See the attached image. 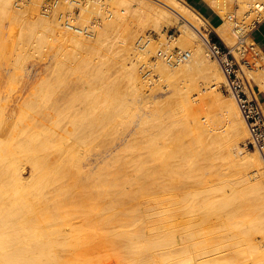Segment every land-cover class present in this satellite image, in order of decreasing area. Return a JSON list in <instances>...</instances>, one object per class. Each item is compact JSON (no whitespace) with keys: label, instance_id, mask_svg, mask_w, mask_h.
<instances>
[{"label":"bare ground","instance_id":"6f19581e","mask_svg":"<svg viewBox=\"0 0 264 264\" xmlns=\"http://www.w3.org/2000/svg\"><path fill=\"white\" fill-rule=\"evenodd\" d=\"M206 1L220 24L186 0H55L48 11L42 0H0V264H264V158L247 147L237 91L201 32L238 56L233 0ZM92 15L102 20L88 24ZM162 18L182 22L179 37L167 38ZM49 45L64 58L27 77L11 107L28 57ZM175 45L189 57L158 58L157 79L142 71L148 52ZM244 71L264 91V67ZM198 75L210 84L199 104L189 91ZM161 78L166 95L146 93ZM188 182L206 185L184 191Z\"/></svg>","mask_w":264,"mask_h":264},{"label":"built area","instance_id":"2783aa9c","mask_svg":"<svg viewBox=\"0 0 264 264\" xmlns=\"http://www.w3.org/2000/svg\"><path fill=\"white\" fill-rule=\"evenodd\" d=\"M55 1L46 5L47 10ZM250 11L247 22L239 19L235 13H229L236 32V56L231 47L227 46L222 39H208L209 52L220 60V64L226 70L231 79L233 88L237 91L241 109L249 123L252 136L247 147L258 149L264 158V106L258 94L252 88L250 78L245 73L258 66L264 65V52L257 42L252 38V31L257 24L264 21V0H250ZM240 6V3H236ZM249 21V22H248ZM163 59L171 63H177L180 59H187L189 53L175 50L174 52H159Z\"/></svg>","mask_w":264,"mask_h":264},{"label":"rangeland","instance_id":"374dc122","mask_svg":"<svg viewBox=\"0 0 264 264\" xmlns=\"http://www.w3.org/2000/svg\"><path fill=\"white\" fill-rule=\"evenodd\" d=\"M53 1H55V0H42V4L43 5H41V7H42V10H44L45 9V5H48L50 2H53ZM84 3L87 1V0H82ZM243 1H245V0H233V3H232V7L231 8H229L227 11H226V16L229 14V13H235L237 16H238V18L239 19H244V21L245 22H247L246 20H248L249 19V17H247V14L246 13H242V11H241V8H240V6H238L236 3H241V2H243ZM250 1V0H249ZM50 8H52V5H50L49 6V8L47 9V10H44V11H48ZM76 12H77V14L78 13H80L81 12V10L77 7L76 9ZM215 10V9H214ZM217 12V11H216ZM107 13H109L110 14V11L109 10H107ZM219 14V13H218ZM244 14V15H243ZM220 15V14H219ZM88 17H89V15H87ZM88 17H86V18H88ZM220 18H221V20L219 21L220 23L222 22V17H221V15H220ZM102 20V18H100V16H95V15H92V16H90V21L88 20L87 21V19H85L84 17H82V18H80V19H77V21H79L78 22V24H79V26H84V24H87L86 23V21L88 22V24L89 23H91V25H93V24H95L94 22H99V21H101ZM81 22H83V23H81ZM160 22H161V24H162V28H161V31L163 32V33H165V35H168L167 36V38L168 39H170V41L171 40H173V39H175L176 37H179L180 36V33H181V25H182V22H179V23H171L169 20H167L166 18H162L161 20H160ZM218 22V23H219ZM249 22V21H248ZM15 24H13L12 26V31H14L15 33L18 31V27H19V25L18 24H16L15 26H14ZM146 35H151L150 37H152L153 39H155V41H161L162 39H161V36H160V34H159V32L150 24V25H148L147 26V28H146ZM201 32H202V34L203 35H205V36H207L208 37V39H213V40H215L216 38L217 39H219V36L217 35V33L213 30V29H211L210 27H204L202 30H201ZM157 39V40H156ZM161 39V40H160ZM29 47H32V44H29V46L27 47V48H25V49H29ZM52 47V45H49V47L47 46V47H45L44 48V50H43V52H42V54H39V53H31V57L29 56L28 58H30V59H27V64H26V72H27V75H25L23 78H21L20 77V82L17 84V86H18V88H14L15 90H13V94H14V99H12L11 100V107H13V105H14V101H15V99L18 97H20V90H27L28 88H29V86H30V77L32 76V75H34L35 73H36V71L38 70V69H45V67H47V64L49 63V62H51L50 60H52L54 57H56V55L55 54H59V57H61V58H64V56H63V54L61 53L62 51H61V49L60 48H58L57 46L54 48H51ZM57 50V52H58V50L60 49V53L58 52H56V50ZM48 50H49V53L51 54H49L48 53ZM159 50V49H158ZM175 50H181L180 48H179V46H177V45H175L170 51H163V49H160L159 51H157V53H159V52H174ZM45 52V53H44ZM54 52H56V53H54ZM149 54L147 55V61L149 62V63H147V66L146 65H144L145 67L143 68V67H141L142 68V71H143V69H144V72H146V71H150L151 70V72H152V74H154L153 76V78L154 79H157V78H159L158 77V75H156L157 74V71L154 69L155 67L152 65V64H154V62L158 59V58H161L162 59V57L161 56H159V54H157V53H152V52H148ZM54 56H53V55ZM61 54H62V56H61ZM133 54V53H132ZM46 55V56H45ZM40 56V57H39ZM130 56H131V54H130ZM50 57H51V59H50ZM210 58L211 59H214L215 57L214 56H211L210 55ZM143 60V59H142ZM215 60V59H214ZM216 61V60H215ZM140 62V61H139ZM143 62H144V60L142 61V62H140V64H143ZM14 63V62H13ZM12 63V69L14 68L13 66L15 65V64H13ZM151 63V64H150ZM46 65V66H45ZM260 66H258V67H256L255 69H258ZM264 67V65L263 66H261L260 68H263ZM255 69H253V70H251L252 72L255 70ZM36 70V71H35ZM156 71V72H155ZM156 73V74H155ZM29 74V75H28ZM27 77H29L28 79H27ZM162 79V78H161ZM156 81V80H155ZM159 81H160V83H159ZM158 81V83H156L155 85L154 84H152L151 86H146V88H145V91H146V93H151V92H153L155 95H156V98L157 97H160V96H162V95H166V93H167V87H163L164 85H165V83H166V80L165 79H162V80H159ZM198 84L197 85H200V86H194V87H192V88H189V91H191L190 89H192V92L190 93V95H192V97L194 98H196L197 100H198V96L200 97V94L198 93V90H199V87H207L208 85H210V84H208V82H209V79L208 78H205V77H203V76H201V75H198L197 77H196V80H195ZM253 81V80H252ZM220 83V84H219ZM219 83L217 84L218 85V91L220 90L221 91V93L223 94V95H225V96H227V97H230V98H234V96L229 92V88H228V85L226 84L227 82L226 81H219ZM160 84V85H159ZM185 85V88L187 87V85H188V82L186 81H184V80H182V84L181 85ZM196 84V83H195ZM26 86H28V87H26ZM157 86V87H156ZM159 87H161V88H159ZM195 87H198V88H196V89H194ZM27 88V89H26ZM159 90H158V89ZM164 88V89H163ZM153 91H152V90ZM166 89V90H165ZM208 90L209 91H211V88H208ZM165 91V92H164ZM258 96H259V91H258ZM210 97V96H209ZM200 99L201 98H199V100H198V102H197V104H199L201 101H200ZM235 99V98H234ZM13 101V102H12ZM210 108V107H209ZM215 111H214V110ZM210 112H216V111H221V109L218 107V106H212L211 107V109H208ZM214 114V113H213ZM221 126V124H217V126ZM225 128V127H224ZM242 146L243 147H245V145L244 144H242ZM250 149H253V148H250ZM92 154V156L93 157H95L94 155H96V154H94L93 152L91 153ZM219 159H217V161L216 160H214L216 163H218L219 164V162L220 161H218ZM213 178V179H212ZM211 179H209V181H211L209 184H211V183H213V180L216 182V178L215 177H212ZM189 184H184V185H182V187L184 188L185 187V189H184V191H187V190H201V187H202V190H203V188H204V186L206 185V184H199V185H197V183L196 182H188ZM191 184H194V187H193V185H192V187H191ZM196 184V185H195ZM189 186V187H191V189L189 188V187H186V186ZM183 188L180 190V191H183ZM188 188V189H187ZM194 188V189H193ZM187 189V190H186ZM167 191V190H166ZM165 191V192H166ZM165 192H161L162 194L160 195V197H162L163 195H164V197H165V195L166 196H168V194L171 192V191H169L168 192V194L167 193H165ZM165 193V194H164ZM163 199H165V198H163ZM174 200V199H173ZM172 199H170V201H171V203H173V204H177V201L176 200H178V204L179 205H182V203L180 204V199L177 197V199H175L174 200V202H172L173 201ZM168 201H169V199H168ZM166 199H165V201L164 202H162V205H164V206H166V205H168V206H171L169 203L168 204H166L167 202H168ZM169 201V202H170ZM175 201H176V203H175ZM165 203V204H164ZM177 204V205H178ZM184 216L186 217L185 218V220H183V218H184ZM181 217H183L182 218V220H181ZM178 220H177V222H176V224L177 223H179V225L178 226H180L181 224L182 225H185V223H186V221L189 219L186 215H183V216H181ZM216 217L217 216H215V217H213V220H212V218L210 219V220H212V222H211V224L209 223V224H207L208 226H216L217 224H218V220L216 219ZM216 221H215V220ZM182 221V222H180V221ZM210 222V221H209ZM217 222V223H216ZM216 223V224H215ZM181 225V227H183ZM207 225H205L204 227H206V228H209V227H207ZM211 226V227H212ZM181 227H179V228H181ZM257 236V235H256ZM258 238H263L264 237V235L262 236V234H261V236H260V233L258 234V236H257Z\"/></svg>","mask_w":264,"mask_h":264},{"label":"crops","instance_id":"0c3cea01","mask_svg":"<svg viewBox=\"0 0 264 264\" xmlns=\"http://www.w3.org/2000/svg\"><path fill=\"white\" fill-rule=\"evenodd\" d=\"M188 3L189 0H186ZM196 4L194 6L205 18H207L208 21H210L211 24L217 25L220 24V15L214 8L206 1V0H193ZM219 22V23H218ZM252 38L257 42V44L261 47V49L264 52V21L257 24L254 30L252 31ZM259 98L262 101V104L264 106V91H259Z\"/></svg>","mask_w":264,"mask_h":264},{"label":"trees","instance_id":"16d2710c","mask_svg":"<svg viewBox=\"0 0 264 264\" xmlns=\"http://www.w3.org/2000/svg\"><path fill=\"white\" fill-rule=\"evenodd\" d=\"M189 2L191 3V4H193L194 6H196V4H195V2L193 1V0H189ZM218 25V24H217ZM217 39V38H216Z\"/></svg>","mask_w":264,"mask_h":264}]
</instances>
